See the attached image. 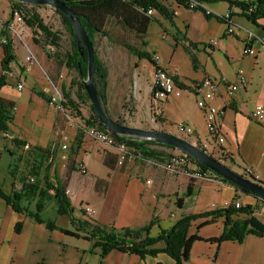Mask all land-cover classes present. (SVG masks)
<instances>
[{
    "label": "crops",
    "instance_id": "crops-1",
    "mask_svg": "<svg viewBox=\"0 0 264 264\" xmlns=\"http://www.w3.org/2000/svg\"><path fill=\"white\" fill-rule=\"evenodd\" d=\"M7 1V7L9 12V17L3 18L0 15V36H5L8 31V25L11 22V2ZM208 7V2L204 3ZM171 9L175 10V14L179 11V8L183 5H179L175 0L170 1ZM226 9L225 11H216L213 7H208L210 10L215 12L217 15L226 14L228 11V3L225 2ZM177 7V8H176ZM186 8V7H184ZM188 11H193L186 8ZM196 12V11H193ZM234 12H239V9H234ZM203 16V12H200ZM204 18L208 20L205 16ZM236 23L243 25L244 29H236L237 36H240L238 31L243 33L242 40L244 44L248 40V33L250 31L259 37L264 34V18L259 19V25H256L255 28L248 26L245 20L239 19V17H234ZM217 20V19H216ZM218 21V20H217ZM220 22L222 26L221 31L216 34L215 38H211L216 43L211 44V39L209 42L205 43L203 49L205 51L223 48L221 37H226L229 34L226 33L227 22ZM189 30L193 28L190 23H187ZM236 32V31H235ZM111 37L109 41L110 44L115 47L121 48L124 44H127V41L123 36L117 33H108ZM235 34V33H234ZM235 34V35H236ZM230 36V35H229ZM107 36H98L96 39V44L98 41H101ZM147 40V39H145ZM119 43V44H118ZM14 55L17 57L18 51H25L23 43H14ZM252 48L256 50V54L252 56H247L246 59L248 65L240 66L234 70H230L227 65H225V70L227 73L217 74L213 69H207L204 65L203 71L205 74H201L202 77H195L190 81L201 79L204 77H213L218 78L220 76L228 78L230 81H236L238 75L243 74L244 78L247 80V85L245 89H241L236 92L233 97L230 99V103L233 102L235 108L228 107L226 108L224 117L222 119V128L225 131V142H228L226 147L225 142L222 144L223 151L226 152V155H230L233 159V166L235 170H239L240 167L245 165L252 166L258 175L261 178V182L264 184V122H257V119L252 115L254 106L257 104L264 105V70L260 65L259 58L264 54V43L259 39H255L251 42ZM210 48V49H208ZM224 50L230 58L229 50L224 47ZM70 51V49L68 50ZM4 49L0 45V75L2 74V60L4 57ZM195 53V52H194ZM27 54V53H26ZM215 54V53H214ZM25 57V56H24ZM100 57V56H99ZM246 57V56H245ZM15 60V59H14ZM14 60L11 62V71L7 77V83L2 87L0 94L3 98L7 100H12L15 102V114L14 119L16 121V114L19 111L17 99L15 95L20 97L21 92L17 91L16 84L22 79H25V87L28 83V75L20 74L18 69H21L25 72V59L22 62L14 64ZM199 61V60H198ZM137 63V62H136ZM200 63V62H199ZM160 64V63H159ZM162 67L168 69L167 66L160 64ZM224 67H222L224 69ZM65 68V67H64ZM109 68V67H108ZM110 71V68H109ZM108 71V86L106 88V108L109 113L113 115L112 111L109 108V101L112 97L114 89L118 91L122 90V74L118 71L117 80L114 83H111L110 73ZM170 72V70L168 69ZM135 81L140 85L141 79L136 73ZM177 78L182 84L184 80L178 74ZM28 78V80H27ZM152 78L150 79V95L152 87ZM187 82V81H185ZM8 85L14 86L13 88L16 92H4ZM24 87V89H25ZM31 87L30 97H42L39 96L36 90ZM23 89V90H24ZM67 89V87H66ZM40 90V89H39ZM67 90L72 94V98L78 104V109L81 110L83 117H88L92 115L90 107H87L86 102H81L78 97H76L75 91H71L70 88ZM12 91H14L12 89ZM116 92V93H117ZM177 96V95H176ZM180 96V97H179ZM43 98V97H42ZM20 99V98H19ZM44 99V98H43ZM172 101V98L169 97L168 100L163 105V114L161 118L162 124L159 123L157 127L165 128L169 132L171 125H175L178 122H188L195 128L196 137L199 139L208 138V129L205 121V116L203 111L196 110L195 114L190 113L186 117H178L175 115L177 111H180L183 108V104L187 103V100L182 97V94L178 95L177 98ZM46 100V99H45ZM220 101V100H219ZM47 102V101H46ZM48 104H51L47 102ZM153 103L152 99L149 98V115L151 117V104ZM221 103V101H220ZM251 104L249 107L248 105ZM89 106V105H88ZM186 114V113H185ZM61 113L57 111L55 120L53 123V130L57 128L55 133V138H58V133H65L70 142L69 147L72 144V140L76 134L77 129L73 126H68L67 123L60 117ZM183 116V115H182ZM114 119L121 118L118 115L113 116ZM12 121V122H13ZM133 126L142 127L139 124L132 123ZM163 126V127H162ZM11 137H19L20 140H23L24 143L20 144L23 148H29L32 153L35 155L30 158L29 153L24 150L14 151V145L16 143L13 141V144L4 145L0 147V162L5 156L9 155L10 159L8 161V168L5 176H0V189L6 193L10 194L11 191H19L22 188V181L26 175L30 172L34 160L36 163H39L41 159L40 151L33 149V146L40 144V147H47L45 144L37 141L36 132L15 134L13 124H10ZM168 129V130H167ZM52 130V131H53ZM68 135H67V134ZM53 134V133H52ZM3 133L0 134L2 137ZM54 136V135H53ZM10 137V138H11ZM35 138V139H34ZM8 140V139H5ZM12 140V138H11ZM83 145L80 148L79 154L74 157L75 161L73 162V168L71 171H68V161L72 160L69 157V150L66 151L68 156V161H66V167L62 166L61 152L58 151L56 154L53 163V170L55 169L56 176L62 183H65L68 189H71L73 196L71 200L73 202V209L75 216L83 219H88L90 221H99L103 226H113L118 231L122 230L125 227L139 228L146 224H149L154 216H157V223L153 225L151 229V234L156 235L160 229H168L175 222L176 218L172 216L166 217L164 210L165 206L159 204L160 199L169 201L170 207L171 195H174L176 198V203L178 199L183 198L182 205L177 204L176 213H179L181 217L184 214H199L207 210H214L221 207H224L233 199L234 196L238 195V199L242 204L252 203L257 205V211H255V216L258 217L262 222H264V211H261L258 207L259 203L257 200L248 195H243L239 190L234 186L226 184L220 180H195V178H190L188 176H178L176 179L169 177L159 171L155 167L146 166L139 168L135 164V161H129L126 159L122 165L116 162L114 168H109L105 165L104 158L108 153H116L105 146L103 143L96 142L90 138V143L92 144L90 149L94 151V154L99 158L98 160L111 172L110 176L118 183L114 181H109L98 175L89 174L88 172V163L86 159L90 153L86 146L88 145V140L86 136L83 137ZM30 146V147H29ZM25 154V157L22 159V166L28 167L29 170L25 174V168L23 169L19 164L13 163V160H21L19 156ZM32 159V160H31ZM48 162V161H47ZM47 162L43 160V166L47 165ZM16 165L17 168L14 166ZM13 166V167H12ZM42 167V170L44 169ZM54 172H52L53 174ZM151 178V182L147 183L146 180L148 177ZM55 181V179H52ZM98 180H104L107 183V189L102 186L100 189L96 188ZM113 184H116L114 189ZM192 186V193L190 196H185L188 192L189 186ZM119 186V189H117ZM87 188L86 195L94 196L97 195L98 206H102L103 209L107 206V214L104 216L105 220L101 217L103 214H100L97 209H95L89 202H77L74 199L76 193H80L83 188ZM106 189V190H105ZM118 190V191H117ZM112 192V193H111ZM79 199V198H78ZM53 200L55 203L56 201ZM25 205H28L29 210L34 209L35 203H29L28 200L23 201ZM49 202V200H48ZM47 202V204H48ZM57 204V203H56ZM224 204V205H223ZM12 204L7 203L4 199H0V264H176L175 261L166 253L160 252L155 256H144L135 255L133 253H123L117 249L112 250L110 253L106 254L104 257L100 256L99 249L93 250V242L88 240L85 236L74 237L73 235L66 234L62 229H73L77 228L73 226L72 221L68 215H59L57 212V206L53 208L50 214L45 215L46 209L49 208L48 205L44 207L40 215L43 219L47 220L49 218L55 220L56 228L50 229L46 226L45 223L39 222L33 216L30 215L28 210L26 211H16L11 206ZM85 205L90 206L93 210L88 213L79 209V207H85ZM225 206V207H226ZM57 212V215L55 213ZM261 211V212H260ZM57 218H53L55 216ZM65 217V218H61ZM174 220H173V219ZM63 219H65L63 221ZM62 220V221H61ZM102 220V221H101ZM61 221V222H60ZM204 219L197 220L191 226V233L198 231L199 235L204 239L195 241L191 247V255L189 264H264V235L256 236L254 234H249L246 236L245 240L241 243L237 241H222L220 244L209 242L208 239L217 237L221 234L223 226L225 225V218L223 216L218 217L214 222L207 223L196 229V226L200 224ZM102 222V223H101ZM20 224V230H17V225ZM84 234V233H82ZM158 247H162L163 244H157Z\"/></svg>",
    "mask_w": 264,
    "mask_h": 264
},
{
    "label": "trees",
    "instance_id": "trees-1",
    "mask_svg": "<svg viewBox=\"0 0 264 264\" xmlns=\"http://www.w3.org/2000/svg\"><path fill=\"white\" fill-rule=\"evenodd\" d=\"M11 2V16L12 10L18 8L21 13H23L25 21L29 27L32 28L34 33V41L39 42L40 37L43 42L47 45L55 46L57 51L54 55H49L52 57L54 62L58 63L59 66L66 67L69 71L75 72V77L72 79L71 87H75V94L81 102L88 103L92 115L88 117H83L82 119L86 124L97 125L99 128L107 131L106 126L97 117V114L91 105L90 97L85 90L84 81L87 78L88 71V52L86 49L83 50V54L78 52L77 49V38L74 34L72 22L70 18L63 14L61 10L55 8L54 10L61 15L64 21V26L68 30L71 36V48L70 51L62 52L60 41L62 37L59 31L52 30L48 24L44 21L41 15L36 11L38 5H33L31 3L19 2L18 0H9ZM61 2L66 8L70 9L81 21L82 26L88 33L94 46V61H95V80L97 84L98 94L104 104L106 112L110 115V118L114 119L106 108V88L108 86V66L100 58L99 51L97 49L96 39L98 36H107L111 40V37L106 30V26L111 20H115L123 29L133 32L138 39L142 40V44H145L146 35L148 27L151 21L154 19L153 13L148 14L150 9L154 12L157 11L163 17L169 19L172 25L174 24L175 10L169 8L161 0H57ZM179 5H183L188 8L189 0H175ZM201 3L211 2V1H225L228 3V9L230 11L231 17H242L247 23H252L259 25V19L264 18V0H199ZM239 9V12H234V9ZM195 11L203 12L207 19H217L218 21L225 22L223 16L215 15V13H208L206 9L198 6L194 9ZM264 31V27H263ZM1 45V44H0ZM5 53L2 60V74L0 75V91L3 86L7 83V77L11 71V62L15 59L14 45L11 41L7 44L2 45ZM129 52L138 55V58H147L155 67H158V63L154 60L153 55L146 52L140 51L138 47L131 44H124ZM195 53H193L194 56ZM196 56V54H195ZM196 57L194 58L195 61ZM80 62V63H79ZM176 80H177V76ZM181 83V82H180ZM183 87L185 85L182 84ZM65 97L68 99L69 105L78 108V104L72 98V94L65 87L63 88ZM39 96H42L50 103L51 97L44 90H38L36 92ZM228 107H233L234 103L231 102L230 105L226 106L224 110ZM15 102L12 100H7L3 98L0 94V133L8 134L10 131V124L14 119L15 114ZM117 122L124 124L121 118L115 119ZM84 132L82 129H78L72 140V144L69 147V159L68 171L73 168L74 157L79 154L80 148L83 145ZM116 139L127 143L132 150V154L135 156H144L150 158L162 159L163 156L169 154L165 153V150L160 147L172 148L173 146L166 145L165 143L151 142L145 139H138L132 136H122L114 135ZM12 140L16 144L24 143L23 140L12 137ZM30 147V146H29ZM35 150L40 151L41 159L39 163L34 160L33 166L22 181V188L19 191H11L10 194L4 193L0 189V199H4L7 203L12 204L14 210L16 211H26L30 212L39 222H43L50 229L57 227L54 219H43L40 215L47 202L50 199H54L57 203V212L59 215H68L72 221L73 226L77 228L73 229H62L64 233L73 235L74 237L85 236L88 240L93 242V250L99 249L100 256L104 257L106 254L110 253L112 250L117 249L123 253H133L144 257L155 256L160 252L166 253L170 256L176 264H189L191 247L195 241L203 240L204 238L199 235L198 231H190L191 226L199 219H204L200 224L196 226L199 230L200 227L207 223L214 222L218 217L223 216L225 218V225L221 234L217 237L208 239L209 242H214L220 244L222 241H237L241 243L245 240L246 236L249 234H254L256 236L264 235V222H262L258 217L255 216V211H257V205L252 203L242 204L236 206V201L238 195L234 196L233 199L225 207H221L214 210H207L199 214H184L176 220V222L168 229H160L156 235L151 234V229L154 224L157 223V216H154L149 224H146L139 228L125 227L118 231L115 227H103L97 221H90L88 219H83L75 216L73 209V202L68 194L65 193L67 186L62 183L56 176L55 169L53 170V163L56 153L55 146H33ZM185 153V152H183ZM189 159H191L196 166L200 167L204 171H210L211 174L215 175L220 181L226 184L234 186L243 195H248L254 197L258 203L264 201V199L257 197L255 193L249 190L242 189L240 186L233 184L225 177H222L215 172L211 171L210 168L203 165L202 163L196 161L191 155L185 153ZM131 156V154L129 155ZM128 156V158H129ZM226 161L233 162L230 155L225 154ZM43 160L48 161L45 167L43 166ZM104 163L109 168H114L116 162H118V157L115 154L108 153L104 158ZM16 168L17 166L14 165ZM43 166V170L42 167ZM52 172H54L52 174ZM34 178V181L30 179ZM55 179L53 181L52 179ZM261 184H263L260 181ZM102 186L107 187V183L104 180H98L96 188L100 189ZM107 189V188H106ZM105 189V190H106ZM49 191H54V194H50ZM192 193V186H189L188 192L185 196H190ZM24 200H28L29 203H35L34 209L29 210L28 205L24 204ZM183 198L177 200L179 206L182 205ZM261 210V207H259ZM17 230H20V224L17 225ZM84 233V234H82ZM163 242L162 247H158L157 244Z\"/></svg>",
    "mask_w": 264,
    "mask_h": 264
},
{
    "label": "rangeland",
    "instance_id": "rangeland-1",
    "mask_svg": "<svg viewBox=\"0 0 264 264\" xmlns=\"http://www.w3.org/2000/svg\"><path fill=\"white\" fill-rule=\"evenodd\" d=\"M161 1L167 6H169V8L171 7V0ZM6 2L7 1L0 0V15H2L3 18L9 17L7 7L8 5ZM208 4V7H214L217 12H222L226 9L225 1H211L208 2ZM54 9V7L48 4H42L36 7V11L41 15V17L48 24V26L52 30L60 32V35L62 37V40L60 41V50L64 53L71 48V36L66 27L64 26L65 24L63 18ZM193 11H188L186 8H184V6H181L179 8V11L174 16L175 25H172L169 19L163 17L157 11L153 12L154 19L151 21L150 26L148 27L147 35L145 38L147 40L145 44H142V40L138 39V37L133 32L123 29V27H121V25H119L115 20H111L108 23V25L106 26V30L108 31V33H117L123 36V38H125V40L127 41V44H131L138 47L140 51H146L152 54L154 60L157 61L158 59L159 63L164 66H167L172 74H178L181 78H183L182 80H184L183 83L185 87L190 84L191 79L195 77L200 78L202 77L201 74H205L202 65H204L207 69H213V71H215L217 74H219L220 72L227 73L224 67L225 65H227L230 70H234L235 68H239L240 66H247L248 63L246 59L244 60V58H247V56L245 57L242 51L244 41L240 37H243V33H241V31H238V33H240V36H237V30H235L236 35L231 34L230 36L228 35L226 37H221L223 48H220L218 50L215 49L213 53H211L212 50L205 51L203 49L205 43H208L211 38H215L216 34L221 31L222 26L224 25H221L220 22L214 19V17L206 20L199 11ZM239 19L244 20V18L242 17H240ZM187 23H190L193 28L189 30ZM246 24L252 28L256 27V25L252 23ZM38 38L39 42L37 43L33 40V30H30L23 42V47L25 48L26 52L19 50L17 57L14 60V64L22 62L25 54L28 52L26 49V45L29 46L35 56V61L32 64V69H30V71L24 72L23 70L18 69L20 71V74L23 73L22 75H28L29 80L28 78L27 80L29 84L21 92L20 97L15 95L16 98H18L17 104L19 111L16 114V121L14 120L12 122L14 128L13 130L15 134H32L36 132L37 135L35 138H37V141L45 144L46 146H55V153L58 155V151L61 152L60 154L63 153V150L60 148V146L63 143L70 142L68 138H64L62 136V134H65L64 132L62 134L58 133V138H55L57 128L53 130V123L55 120V116L57 115V111H59L60 113L61 111L54 107L53 104H48L46 100L42 97H33L31 99L30 86H32L33 89L36 91H38L39 89L44 90L50 95L53 84H56L57 86L61 87V91L64 96V87H67V89L70 88L71 91L76 90L75 87H71L72 79L75 77V72L69 71L66 67L62 68L58 65V63L54 62L53 58L49 57V55H54V53L57 51V48L55 47V50H50L49 46L45 44L40 37ZM109 41L110 39H108V37L103 38L101 41H98L97 49L99 51L100 58H102V60L110 68L109 73L111 77V83H114V81L117 80L116 76L118 71H120L119 74H122V83L124 86L122 87V90L118 92V89H114L113 93L111 94L112 97L108 105L110 110L113 112L112 116H120L121 120L124 121L125 125L133 126L132 123H136L142 126H134L136 128L166 131L164 130L165 128L163 126L162 129L157 127L162 121V117L155 118V115L152 111V104L150 108L151 117H147L149 115V98L152 99L151 95L149 94L150 79L152 78V80H154V73L156 72V67L147 58L143 57L140 59L138 58V55L129 52L123 46L121 48L115 47L114 45L110 44ZM224 47L229 50V54L231 56L230 58H228ZM194 52L196 56L195 54L193 56ZM195 57L196 59L194 61ZM259 59L260 65L264 70L263 53ZM222 67H224V69ZM136 73L141 79L140 85L137 84V82L135 81ZM13 87L14 86L12 85H8L4 92H16V90L14 89L16 86L14 88ZM12 89L14 91H12ZM181 94L182 97L187 100V103L183 104V108H181L180 111H177V113H175L176 116L186 117L187 115H191L190 113L195 114L197 109L200 110L197 107V98L191 91L183 90ZM177 96L172 94L170 98H172V101H174V98H177ZM219 104L221 103L219 100H217L216 105ZM250 105L251 104H249L248 107ZM87 107L89 108L88 104ZM60 117L62 118V113ZM169 130L170 134L177 135L178 133L176 124L171 125ZM11 133L12 132H10L9 135H2V137L0 136V147L4 145H9L11 143L13 144V140H11ZM85 136L88 140V145L86 146V148L90 153L92 152V155H89V157L86 159V162L88 163L89 174L98 175L99 177H103L104 179H108L109 181H114L115 183H118L116 181L117 179H114L112 175L110 176L111 172L101 163L102 161L100 162L98 160L99 158L94 154V151L89 148L92 146L89 141L90 137L88 135ZM16 138L19 139V137ZM38 145L40 144H36V146ZM225 145L227 147L228 142H225ZM13 148L16 152L21 149L28 152L30 158L35 155L32 153L34 150L31 151V149L29 148H23L20 144L14 145ZM160 148L165 150L166 154L179 153L181 151L177 148ZM19 157L21 158V160L16 161L15 159L13 160V163L17 162V164H19L23 169L25 168L26 174L27 170H29L30 168V165H28V167H25L26 164L23 166L21 164L22 162H24L22 159L25 157V154ZM36 157L37 156L35 155V158ZM9 159V155L1 159V177L5 176L7 172ZM127 159L128 162L135 161V164L139 166V168H143L146 166L155 167L156 169L162 171V173L168 175L171 178L175 177L176 179H178L179 175L187 176L185 172H178L176 174L167 173L165 169H163L161 166L153 163L150 157L135 156L134 154H131V156H129V158ZM222 162H224L226 166L232 169L235 168L233 164L230 161H226V159ZM113 187L115 189L116 184H113ZM117 189H119V186ZM86 192L87 188L84 187L80 193L75 194L74 199L77 200V202H89V204L92 205L95 209H97L100 214H103L101 217H103L102 219L105 220L104 216L107 214V207H109L110 203L107 202V206H105L103 209L102 206H98L97 204V195H86ZM170 201L172 206L170 208H168L170 206L169 201L164 200V198L160 199L159 201V204L161 206H165L164 210H166V217L170 218L172 216L176 219L180 218L179 213H176L177 203L175 202L176 198L174 195H171ZM47 205L49 208H47L46 212H44L45 215L50 214L57 204L53 200H49ZM55 213L57 215L56 211ZM53 218L56 219L57 216ZM64 220L65 219H63V221ZM97 222L99 223V221ZM158 244H163V242H160Z\"/></svg>",
    "mask_w": 264,
    "mask_h": 264
},
{
    "label": "built area",
    "instance_id": "built-area-1",
    "mask_svg": "<svg viewBox=\"0 0 264 264\" xmlns=\"http://www.w3.org/2000/svg\"><path fill=\"white\" fill-rule=\"evenodd\" d=\"M198 6L206 9L208 13L213 12L199 0L188 1V9L194 10ZM153 12L154 10L150 9L147 13L152 14ZM218 16H223L227 22V34H234L236 29L245 30L243 25L236 23L234 17L230 16L229 9L226 14ZM30 30H32V28L27 25L23 13H21L18 8H14L12 10V18L8 25L7 34H5V36H0V44L5 45L9 41H11L13 44L16 42L23 43ZM247 33L248 40L243 45L242 51L244 56H252L256 54V50L252 48L251 42L255 39H259L264 43V34L259 37L250 31H247ZM213 43L215 44L216 42L212 40L211 44ZM48 46L50 50H55V46ZM26 49L28 52L24 57V70L30 71V69H32V64L35 61V56L29 46L26 45ZM156 62L159 66L156 67V72L154 73V80L151 87V97L153 101L152 111L155 115V118L162 116L163 105L172 94L180 95L183 90L191 91L197 98V107L203 111L206 118L205 121L208 129V138H197L195 128L188 122L181 121L176 124L178 132L177 136L196 145V147L211 154V156L217 157L221 161L225 160L224 158L226 152L223 151L224 149L222 148V144L225 142V131L222 128V119L226 111L224 108L230 105V99L236 92L241 89H245L248 82L244 78L243 74L241 73L238 75L236 81H230L228 78L223 76L218 78L207 76L201 80L196 79L191 81L187 87H183L182 83H180V80H178V78L176 80V74H172L168 71V69L162 67L159 64L158 59ZM24 87L25 79H22L18 82V84H16V89L19 92H22ZM49 96L51 97L50 103L61 111L62 119L67 123L68 126L82 129L84 134L88 135L92 140L103 143L105 146L112 149L118 157V164L122 165L128 156L132 154L131 152L133 148H131L127 143L116 139V137L108 130L106 131L101 129L97 125L86 124L81 117L82 115L80 114V110L68 104V99L65 97V95L63 96L60 86L53 84L52 91ZM217 100H220L221 104L216 105ZM252 115L255 117V119H257V122H264V105H255ZM4 135H9V133H5ZM62 136L67 138L65 134H62ZM68 146L69 145L67 142L60 146V148L63 150V153L61 154L63 167H66V161H68V156L66 154ZM150 159H152L153 163L165 169V171L169 174L185 172L188 177L195 178V180H219L215 175L211 174L210 171H204L200 167L196 166L195 163L181 151L179 153L169 154L166 157L163 156L162 159ZM237 171L245 177L255 180L256 183H260L261 181V178L256 170L250 165L240 167V169ZM151 178L152 177L149 176L146 182H151ZM30 180L34 181V178H31ZM49 193L54 194V191H49ZM65 193L68 194L70 198L73 196L71 189L67 188ZM236 202H240V200H237ZM258 207H261V211H264V201L260 202ZM79 209H83V211L85 210L88 213L93 211L88 205H85V207H79Z\"/></svg>",
    "mask_w": 264,
    "mask_h": 264
},
{
    "label": "water",
    "instance_id": "water-1",
    "mask_svg": "<svg viewBox=\"0 0 264 264\" xmlns=\"http://www.w3.org/2000/svg\"><path fill=\"white\" fill-rule=\"evenodd\" d=\"M19 2L31 3L33 5L48 4L54 8H58L64 15L68 16L72 22L74 34L77 38L78 52L83 54V50L88 52V71L87 78L84 81V88L87 91L91 105L93 106L97 117L106 126L107 130L112 135L132 136L149 140L151 142L165 143L166 145L173 146L191 155L196 161L210 168L211 171L216 174L225 177L227 181L240 186L242 189H246L255 193L257 197L264 199V184L256 183L248 177H245L240 172L226 166L221 160L211 156V154L196 147V145L181 139V137L170 134L169 132L162 130H151L136 128L134 126L125 125L117 122L115 119L110 118V115L106 112L104 104L98 94L97 84L95 80V61H94V46L88 33L82 26L83 24L78 17L66 8L61 2L57 0H18ZM80 63V62H79Z\"/></svg>",
    "mask_w": 264,
    "mask_h": 264
},
{
    "label": "bare ground",
    "instance_id": "bare-ground-1",
    "mask_svg": "<svg viewBox=\"0 0 264 264\" xmlns=\"http://www.w3.org/2000/svg\"><path fill=\"white\" fill-rule=\"evenodd\" d=\"M224 205V204H223ZM240 205V202H236V206H239ZM226 206V205H225Z\"/></svg>",
    "mask_w": 264,
    "mask_h": 264
}]
</instances>
